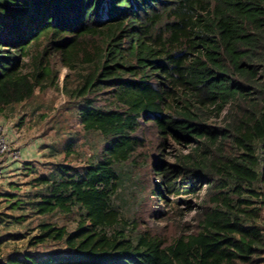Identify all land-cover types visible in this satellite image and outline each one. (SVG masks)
I'll use <instances>...</instances> for the list:
<instances>
[{
  "label": "trees",
  "instance_id": "trees-1",
  "mask_svg": "<svg viewBox=\"0 0 264 264\" xmlns=\"http://www.w3.org/2000/svg\"><path fill=\"white\" fill-rule=\"evenodd\" d=\"M55 56L78 74L63 89L81 102L80 124L105 143L83 167L55 164L33 181V213L77 215V225L43 223L30 245L66 249L0 264L264 259V0H0V113L58 86ZM147 125L162 157L189 148L150 166L153 197L195 212L191 228L171 236L114 205L118 167L136 160Z\"/></svg>",
  "mask_w": 264,
  "mask_h": 264
},
{
  "label": "rangeland",
  "instance_id": "rangeland-1",
  "mask_svg": "<svg viewBox=\"0 0 264 264\" xmlns=\"http://www.w3.org/2000/svg\"><path fill=\"white\" fill-rule=\"evenodd\" d=\"M52 65L59 71L57 87L45 91L37 89L31 100L0 113V126L3 127L9 150L20 154L21 150L29 151L33 155L29 156V162H24L21 158L18 160V168L23 164L19 173L10 172L11 175L5 177L3 171V177L0 179V238L4 240L0 259L18 253L45 254L66 249L65 245L52 241L37 247L30 245L31 239L40 232L39 225L43 223L51 222L58 227H66L69 232L77 225V215L39 216L33 213L28 206L30 195L39 191L33 181L49 174L50 168L55 164L83 167L90 157L98 159L105 143L99 133L83 129L78 118L81 102L70 99L63 89L67 87L72 90L76 87L78 74L67 68L60 57H53ZM219 120L213 116L210 122ZM143 130V138L147 141L136 160L118 167L121 184L114 198V205L125 220L138 219L141 229L159 231L168 236L186 231L193 225L195 212H187L186 205H175V197L168 203L153 197L154 175L150 166L156 160L173 163L178 154L188 153L189 148L172 145L164 153L165 157H162L157 149L159 136L156 129L147 125ZM5 160V157L0 156L2 170L5 169ZM185 198L194 204L198 202L193 196ZM20 217L23 220L17 222L16 218ZM261 223L264 224V208ZM256 264H264V259Z\"/></svg>",
  "mask_w": 264,
  "mask_h": 264
},
{
  "label": "built area",
  "instance_id": "built-area-1",
  "mask_svg": "<svg viewBox=\"0 0 264 264\" xmlns=\"http://www.w3.org/2000/svg\"><path fill=\"white\" fill-rule=\"evenodd\" d=\"M0 156L6 158V160L18 161L21 158L20 152L12 153L9 150L7 138L3 134V127L0 126ZM3 177V170L0 167V179Z\"/></svg>",
  "mask_w": 264,
  "mask_h": 264
},
{
  "label": "crops",
  "instance_id": "crops-1",
  "mask_svg": "<svg viewBox=\"0 0 264 264\" xmlns=\"http://www.w3.org/2000/svg\"><path fill=\"white\" fill-rule=\"evenodd\" d=\"M2 121L5 122L4 119ZM8 130H10V129H8ZM29 156H33L32 155V152H29V151L23 152L21 150V160H25L24 162H29V161H31V159L29 158ZM18 165H19L18 164V161L17 162H14L12 160H5V162L3 164V166L5 167V169L3 170L4 171V174H5V177L11 175L10 172L11 173H14V174H16L17 172L19 173L20 172V169L23 166V164L21 166H19V168H18ZM6 174H8V175H6Z\"/></svg>",
  "mask_w": 264,
  "mask_h": 264
}]
</instances>
